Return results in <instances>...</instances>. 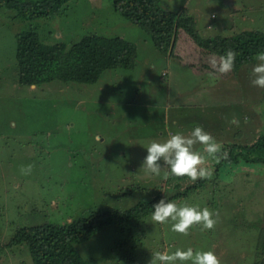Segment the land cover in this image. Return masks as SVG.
Segmentation results:
<instances>
[{"label":"rangeland","instance_id":"1","mask_svg":"<svg viewBox=\"0 0 264 264\" xmlns=\"http://www.w3.org/2000/svg\"><path fill=\"white\" fill-rule=\"evenodd\" d=\"M160 4L194 17L203 36L264 31V0H160ZM15 14L0 8V155L4 156L0 175H6L5 188L0 186V264H28L25 244L9 243L19 226L69 221L77 213L110 204L109 193L124 194L131 186L137 190L134 198L159 196L178 206L208 208L216 226L202 230L197 224L185 236L171 230V220L153 222L152 213L131 232L124 223H115L100 233L97 239H103L92 249L101 248L108 233L124 241L116 242V250L100 255L98 264H142L138 250L142 242L149 243V234H153L149 243L153 253L194 247V252H214L221 264H261L259 257L251 262L248 259L256 227L264 224V168L241 162L216 167V161L206 157L207 166L213 169L212 179H201L204 184L187 197L171 198L177 189L195 182L171 174L165 179L164 173H170L167 167L160 176L142 167L146 148L153 141L164 142L175 133L189 135L196 126H202L222 145L251 142L258 128L264 127V88L250 82L251 68L258 61L245 62L236 72L205 84L206 75L166 58L141 28L114 9L112 0H70L51 18L25 19ZM26 29L36 30L46 42L66 46L86 33L120 34L136 42L135 64L106 69L93 83L55 81L24 86L18 82L15 33ZM5 128H18L42 140L52 161L45 164L46 159L41 160V167L53 164L59 168L55 182L63 193L64 189L75 192L72 203L56 194L59 187L54 193H45L44 201L33 198V193L38 194L33 186L27 187L20 201L10 195V189L19 185L7 172L12 156L26 159L27 155L26 167L37 160L27 154L32 149L26 148L25 154L16 152L19 146L1 134ZM195 149L202 152L203 146L197 144ZM177 180L179 187L174 186ZM260 236L263 240V230ZM259 253L264 257L263 242Z\"/></svg>","mask_w":264,"mask_h":264},{"label":"trees","instance_id":"2","mask_svg":"<svg viewBox=\"0 0 264 264\" xmlns=\"http://www.w3.org/2000/svg\"><path fill=\"white\" fill-rule=\"evenodd\" d=\"M69 1L0 0V8L14 10L16 16L25 19H43L53 17L56 11ZM112 5L131 25L141 28L152 40L153 46L166 58L172 57L195 74L206 75L205 84L213 83L209 77V73L214 71L209 64L211 57L219 58L229 49L235 51L237 53L235 66L232 71L226 73L230 74L236 72L245 62L255 61L256 53L264 51V31L262 30L251 29L234 34L215 33L203 36L197 28L194 17L166 9L160 4V0H112ZM15 38L18 82L28 87L55 83V81L93 83L106 69L132 68L137 56L136 42L120 34L106 36L95 32L86 33L69 46L63 42H46L34 29L17 31ZM226 74L216 73L215 75L219 79L224 78ZM5 129L1 134L13 141L14 145L19 146L16 152L25 154L26 148L32 149L27 154H31L32 159L37 160V163L32 164L31 172L24 174L21 169L26 168L27 155L26 159L12 156L11 168L6 164L7 172L11 176L14 175L19 185L10 189L12 190L10 195L20 201L27 187L33 186L34 191L38 192L37 196L33 193V198L36 201H44L48 194L54 193L55 189L59 187L60 191L57 190L56 194L62 196L61 198H67V201L72 203L71 199H74L75 192L64 189L63 193L61 186H57L58 182H55L58 178L57 173L61 172L59 168L56 170L55 167H52L53 164L46 165V168L41 167V160L46 159L45 164L52 161V154L47 147L45 148L42 140L37 141L32 135L18 128ZM222 151H226L227 155L216 162V167L241 162L264 168V127L258 128L257 134L251 142L226 143L223 145ZM0 159L4 160V156L0 155ZM21 159L24 160L23 163ZM5 177V173L0 175V186L4 188ZM174 183L175 187L180 186L179 180ZM203 184V180L199 179L194 184H187L184 189H177L170 197H187L195 187H201ZM129 193L131 195L127 196ZM134 193H137V190L132 186L124 194L109 193L110 204L102 203L88 212L77 213L69 221H46L33 225H21L13 237L9 238V243L11 245L25 244L29 255L28 264H92L93 261L98 264L96 259L100 258V255L116 250V242L124 241L115 240L117 235L108 233L104 245L94 250L92 247L96 246V241L103 239H97L100 233L115 223H124L128 231L131 232L133 227L140 226L145 216L153 213V205L160 200L159 196L153 199L139 196V198H134ZM65 194L67 195L65 196ZM62 201L61 206L64 207L66 200ZM261 224L256 227L258 229L255 234L256 241L251 245L252 256L248 261L251 258L259 257L261 264H264L263 254H258L261 242L264 245V238L260 240L262 239L261 231H264V224ZM201 228L198 225V229ZM128 231L124 230L125 233ZM152 235L149 234L146 237L149 243L153 240ZM170 236L174 237L175 235L172 232ZM149 243L142 242L143 246L138 250L142 264H149L151 260L153 250ZM192 248L194 249V247ZM223 260L228 261L227 258ZM25 262L23 261V264Z\"/></svg>","mask_w":264,"mask_h":264},{"label":"clouds","instance_id":"3","mask_svg":"<svg viewBox=\"0 0 264 264\" xmlns=\"http://www.w3.org/2000/svg\"><path fill=\"white\" fill-rule=\"evenodd\" d=\"M237 53L231 49L227 50L219 58L209 59L210 67L214 70L209 73V77L214 83L218 78L215 74H226L233 70ZM258 61L251 68L250 77L253 86L264 88V51L255 55ZM203 146L202 152L197 151L195 146ZM147 154L142 161V167L148 172L157 176L161 175L162 169L167 167L169 172L164 173L167 179L171 174L176 177L187 176L192 182L199 179L211 180L213 169L207 166L206 157H211L216 162L226 157V151H222L223 145L218 143L202 126H196L189 135L175 133L164 142L153 141L147 148ZM32 166L22 168L24 174L31 172ZM152 221L164 224L171 220V230L176 233L189 235V230L194 225H201L202 230H211L216 226L217 220L213 218V213L204 208L199 210L192 206H178L176 202L160 199L153 205ZM221 264V261L212 251H197L192 248L187 250L177 249L172 253L168 251H156L152 253L149 264Z\"/></svg>","mask_w":264,"mask_h":264}]
</instances>
